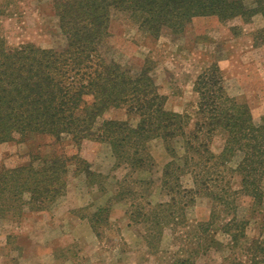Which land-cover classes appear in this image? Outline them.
Wrapping results in <instances>:
<instances>
[{
	"label": "trees",
	"instance_id": "16d2710c",
	"mask_svg": "<svg viewBox=\"0 0 264 264\" xmlns=\"http://www.w3.org/2000/svg\"><path fill=\"white\" fill-rule=\"evenodd\" d=\"M50 1L64 38L60 48L34 44L12 47L0 36V144L17 136L24 140L43 136L52 138L55 145L70 143L77 148L88 140L105 143L116 165H124L134 174L155 166L148 145L160 139L170 157L163 167L161 187L170 198L157 204L145 202L136 215L140 222L151 223L152 231L159 234L165 227L182 224L187 207L204 191L216 207L209 221L197 228L213 227L223 211L225 192L208 174L226 167L236 156L240 157L235 168L241 180L239 191L255 210L262 205L264 124H254L247 104L227 93L218 64L205 68L194 82L198 118L191 122L188 115L165 108L166 98L159 93L148 61L141 69L132 70L108 58L106 43L110 22L117 15L134 19L140 30L158 38L166 30L183 33L196 17H240L248 21L257 14L264 16V0H254V7L243 0ZM4 13L0 2V17ZM259 34L264 39V28ZM112 109L124 110L128 118L136 117L137 123L105 119ZM217 132L226 138L222 152L215 156L209 146ZM180 142L182 156L176 149ZM71 165L76 176H84L87 187L98 186L103 191L107 176L94 172L79 154L36 155L26 164L0 169V221L20 219L26 210H48L66 195ZM185 172L192 175L193 189L180 183ZM127 176L120 186L124 190L129 184L124 193L136 199L134 184L149 186V181ZM110 210L108 205L99 207L91 214L92 222L106 219ZM235 225V221L227 222L222 228L233 242L237 238L232 230ZM221 245L213 236L207 250H218ZM172 264L195 262L191 256H176Z\"/></svg>",
	"mask_w": 264,
	"mask_h": 264
},
{
	"label": "rangeland",
	"instance_id": "374dc122",
	"mask_svg": "<svg viewBox=\"0 0 264 264\" xmlns=\"http://www.w3.org/2000/svg\"><path fill=\"white\" fill-rule=\"evenodd\" d=\"M243 1L254 7V0ZM0 2L5 6L0 17V36L9 46L34 44L58 49L64 44L50 0ZM263 28L262 14L248 21L240 17H196L183 33L166 30L153 38L140 30L134 19L117 15L110 22L106 48L108 58L132 70L141 69L148 61L159 93L166 98L165 108L188 115L191 122L198 118L194 82L216 62L227 93L246 103L254 124L261 125L264 39L259 31ZM104 118L130 119L133 125L138 121L136 117L128 118L122 109H112ZM225 138L218 132L212 138L209 148L215 156L222 152ZM176 149L179 156L184 154L182 142ZM148 150L155 166L133 174L126 166L116 165L105 143L88 140L77 148L70 143L55 145L48 137L24 140L17 136L12 142L0 144V169L26 164L36 155L49 158L54 152H64L68 156L79 154L94 172L107 176L103 191L98 186L87 187L84 176H76L75 166L71 165L66 195L48 210H26L20 219L0 221V264H172L176 256H191L195 264H264V200L255 210L249 198L239 191L241 180L235 171L239 156L208 174L218 180L225 192L223 211L212 228H197L199 223L209 221L216 207L204 191L195 195L182 224L165 227L159 234L152 231L151 223L140 222L136 215L145 202L169 200L161 178L170 157L160 139L151 141ZM127 175H132L131 180L149 181V186L134 184L136 199L125 195L129 184H123L124 190L120 186ZM180 183L188 190L194 188L188 172L180 176ZM107 205L111 207L109 216L94 224L91 214ZM233 221L235 242L222 229ZM150 234L153 238L148 239ZM213 236L222 245L218 250H207Z\"/></svg>",
	"mask_w": 264,
	"mask_h": 264
}]
</instances>
